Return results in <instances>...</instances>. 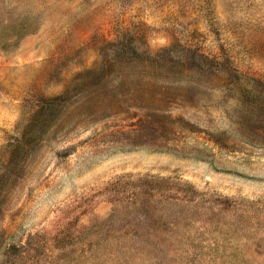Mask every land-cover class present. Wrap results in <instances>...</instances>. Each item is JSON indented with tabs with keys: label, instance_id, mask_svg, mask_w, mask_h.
Returning <instances> with one entry per match:
<instances>
[{
	"label": "rangeland",
	"instance_id": "1",
	"mask_svg": "<svg viewBox=\"0 0 264 264\" xmlns=\"http://www.w3.org/2000/svg\"><path fill=\"white\" fill-rule=\"evenodd\" d=\"M0 264H264V0H0Z\"/></svg>",
	"mask_w": 264,
	"mask_h": 264
}]
</instances>
